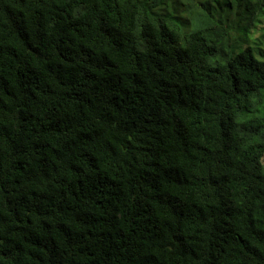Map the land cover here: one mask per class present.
Here are the masks:
<instances>
[{"label":"trees","instance_id":"1","mask_svg":"<svg viewBox=\"0 0 264 264\" xmlns=\"http://www.w3.org/2000/svg\"><path fill=\"white\" fill-rule=\"evenodd\" d=\"M159 1L0 0V264H264V0Z\"/></svg>","mask_w":264,"mask_h":264},{"label":"rangeland","instance_id":"2","mask_svg":"<svg viewBox=\"0 0 264 264\" xmlns=\"http://www.w3.org/2000/svg\"><path fill=\"white\" fill-rule=\"evenodd\" d=\"M159 7L157 8L160 12H163V13H167L169 14V16L172 18V20L174 21V23L179 27L181 28L182 30H185L186 27H188L187 25H185L184 21H186V17H188L187 14L185 13H180V12H177L176 11V8H177V5H176V1L175 0H160L159 1ZM201 11H198V13H201L207 17L210 16V12L208 11H205L202 7H201ZM212 10H213V13H214V16L217 17L219 16L220 14V7L217 3L213 2L212 3ZM187 22V21H186ZM198 27V23L193 21L192 22V29ZM241 35V34H240ZM259 36V35H257ZM234 38L237 39L238 37V34L237 32L234 33L233 35ZM251 39L252 37L249 36ZM262 49L264 50V46L262 47ZM258 58L260 56H257Z\"/></svg>","mask_w":264,"mask_h":264}]
</instances>
